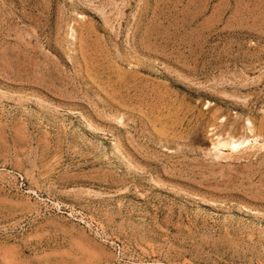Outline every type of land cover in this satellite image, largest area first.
Returning a JSON list of instances; mask_svg holds the SVG:
<instances>
[{"label":"rangeland","instance_id":"rangeland-1","mask_svg":"<svg viewBox=\"0 0 264 264\" xmlns=\"http://www.w3.org/2000/svg\"><path fill=\"white\" fill-rule=\"evenodd\" d=\"M0 264H264V0H0Z\"/></svg>","mask_w":264,"mask_h":264},{"label":"bare ground","instance_id":"bare-ground-1","mask_svg":"<svg viewBox=\"0 0 264 264\" xmlns=\"http://www.w3.org/2000/svg\"><path fill=\"white\" fill-rule=\"evenodd\" d=\"M247 128L249 129V132L252 133L251 138L247 137L246 139H239L240 137L236 138V136L227 135L224 137H217V140L213 143L212 150H217L218 154H222L223 151L225 152L229 150L230 152H238L242 147H246L249 143H252L253 141H257L260 136L257 134H254V124L250 121H247ZM222 152V153H221Z\"/></svg>","mask_w":264,"mask_h":264}]
</instances>
